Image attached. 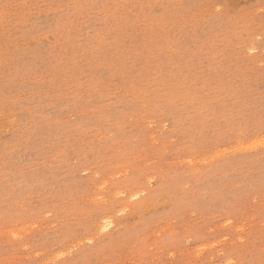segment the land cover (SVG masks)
<instances>
[{"label": "rangeland", "instance_id": "374dc122", "mask_svg": "<svg viewBox=\"0 0 264 264\" xmlns=\"http://www.w3.org/2000/svg\"><path fill=\"white\" fill-rule=\"evenodd\" d=\"M0 264H264V0H0Z\"/></svg>", "mask_w": 264, "mask_h": 264}, {"label": "bare ground", "instance_id": "6f19581e", "mask_svg": "<svg viewBox=\"0 0 264 264\" xmlns=\"http://www.w3.org/2000/svg\"><path fill=\"white\" fill-rule=\"evenodd\" d=\"M112 223H113L112 221L107 220L106 222H104V224H102L101 229L103 231L108 230L112 226Z\"/></svg>", "mask_w": 264, "mask_h": 264}]
</instances>
